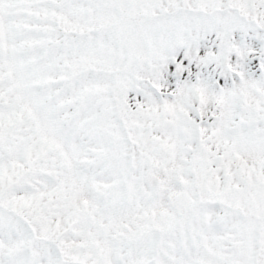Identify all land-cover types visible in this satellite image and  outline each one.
<instances>
[{
    "label": "snow or ice",
    "instance_id": "obj_1",
    "mask_svg": "<svg viewBox=\"0 0 264 264\" xmlns=\"http://www.w3.org/2000/svg\"><path fill=\"white\" fill-rule=\"evenodd\" d=\"M0 264H264V0H0Z\"/></svg>",
    "mask_w": 264,
    "mask_h": 264
}]
</instances>
